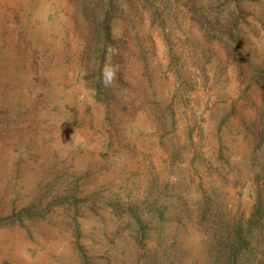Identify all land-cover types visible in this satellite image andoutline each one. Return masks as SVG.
Returning <instances> with one entry per match:
<instances>
[{
    "label": "rangeland",
    "instance_id": "obj_1",
    "mask_svg": "<svg viewBox=\"0 0 264 264\" xmlns=\"http://www.w3.org/2000/svg\"><path fill=\"white\" fill-rule=\"evenodd\" d=\"M0 264H264V0H0Z\"/></svg>",
    "mask_w": 264,
    "mask_h": 264
},
{
    "label": "clouds",
    "instance_id": "obj_2",
    "mask_svg": "<svg viewBox=\"0 0 264 264\" xmlns=\"http://www.w3.org/2000/svg\"><path fill=\"white\" fill-rule=\"evenodd\" d=\"M119 71L118 67L113 64H105L102 72V83L105 87H110L116 80L117 72Z\"/></svg>",
    "mask_w": 264,
    "mask_h": 264
},
{
    "label": "trees",
    "instance_id": "obj_3",
    "mask_svg": "<svg viewBox=\"0 0 264 264\" xmlns=\"http://www.w3.org/2000/svg\"><path fill=\"white\" fill-rule=\"evenodd\" d=\"M237 241H238L240 244H244L242 238H240V237L237 238ZM233 248H234V246H233ZM232 260H234V259H232V254H231V255L228 257V261L231 262Z\"/></svg>",
    "mask_w": 264,
    "mask_h": 264
}]
</instances>
